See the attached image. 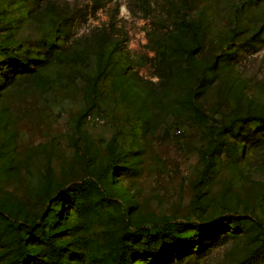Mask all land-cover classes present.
<instances>
[{
  "label": "rangeland",
  "instance_id": "374dc122",
  "mask_svg": "<svg viewBox=\"0 0 264 264\" xmlns=\"http://www.w3.org/2000/svg\"><path fill=\"white\" fill-rule=\"evenodd\" d=\"M0 264H264V0H0Z\"/></svg>",
  "mask_w": 264,
  "mask_h": 264
}]
</instances>
